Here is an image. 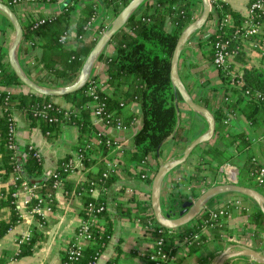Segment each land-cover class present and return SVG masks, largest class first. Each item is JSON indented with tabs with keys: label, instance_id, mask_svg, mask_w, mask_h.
<instances>
[{
	"label": "trees",
	"instance_id": "16d2710c",
	"mask_svg": "<svg viewBox=\"0 0 264 264\" xmlns=\"http://www.w3.org/2000/svg\"><path fill=\"white\" fill-rule=\"evenodd\" d=\"M13 1L16 0H7L4 3L13 10L11 6ZM128 1L87 0L80 7L72 33L69 29V20L78 0L64 1L57 13L44 18L36 25L32 19L19 21L22 30L19 52L24 58L30 54L33 63L30 65L26 58L22 61L25 73L29 76L32 72L37 76L36 82L41 80L50 86L70 83L98 37L96 34L93 39H81L87 21L95 13L97 3L101 2L106 8L110 7L112 18ZM212 14L216 25L206 39L210 46V59L215 44L224 40H229V47L235 44V40L230 39V36L243 20V17L230 9L226 3L215 0H210L208 19L212 18ZM226 15L231 18L229 23L223 22ZM191 18L189 2L186 0H145L124 26L111 37L109 42L112 44L113 52L109 55L101 54L98 59L104 62L105 79L90 76L84 87L61 96L69 104L68 107H60L53 103L54 97L41 96L30 90L25 93H0V185H4L0 188V208H6V214L0 218V237L21 219L15 208L13 192L23 185H36L35 192L41 196L42 205L52 210L56 205L53 185H60L66 198L71 195L79 196L78 214L82 219L91 215L95 219L90 226L91 240L82 249L81 257L74 261H66L63 250L61 264H90L94 256L103 250L111 236L113 220L104 207L98 212L94 210L100 205H105L106 191L118 179L117 170L121 169L149 184L157 166L149 170L147 158L154 156L159 144L173 131L176 140L184 139L179 128L175 129L177 106L174 105L169 80V61L180 31ZM166 24H169V28H166ZM63 33L69 34L65 41L60 39ZM261 35L264 36V25ZM217 71L224 82L225 76ZM241 79L242 87L248 88L251 96L249 99H243L240 93L231 89L227 100L211 111L215 122L214 136L204 143L191 174L184 175L183 178L193 182H204L217 173L221 164L225 162L232 164L231 160L236 154L244 153L242 166L237 168L247 175V179L245 182L239 181V184L253 187L264 194L262 188L257 187L252 181L254 167L248 153L250 141L246 133L232 132L228 129L227 122H223L227 114H235L241 116L251 130H256L264 120V72L244 69ZM89 83L95 84L92 94L87 92ZM15 85L22 84L9 68L4 55L0 53V87ZM257 93L262 97L257 96ZM47 101L52 102L50 108L44 109L43 116L35 115L34 113ZM94 104L101 107V121L108 127L116 123L124 127L129 126L136 117H139L140 128L125 148L116 150L105 144L106 136L91 116ZM133 104L139 107L137 115L128 110ZM14 112L21 114L26 131L37 128L50 141L59 134L63 126L70 125L76 128L77 137L71 148L79 155L80 166L72 169L69 161L73 155L68 152L56 161L52 173L43 177L41 156L34 155L36 150L34 146L29 143L15 144L12 148L6 146V117L9 113L14 116ZM113 159L116 160L115 167L110 171L106 167V161ZM14 167L17 169L14 170ZM204 185L210 186L213 183L208 182ZM93 188L98 190L95 197L89 192ZM123 189V186H120L118 194H122ZM238 196L247 199L242 195ZM249 202L252 204V211L248 224H252L256 235L261 232L259 224L264 218L254 203L250 200ZM35 203L36 199L31 198L27 203L28 208ZM89 204L91 208L88 207ZM113 211L114 216L118 218H128L138 224H143L149 219L157 225L150 208L149 192L144 198L133 193L127 195L126 199L115 198ZM38 220L42 221L40 218ZM204 229L206 233L210 232L211 241L232 242L229 241L231 232L224 218L210 220L200 216L193 219L189 227L183 230L174 229L171 234L166 235L164 237L166 246H171L184 236L197 233L198 241L189 244L186 252L191 254L199 251L203 247L200 244L201 240L206 237ZM148 235L151 239L156 237L153 233ZM41 239V232L32 227L28 239L18 242L17 248L11 252V257L17 258L32 253ZM118 251V247H115L114 254L105 264H116ZM5 255L6 252L0 257V264L4 262ZM144 264L151 263L145 259Z\"/></svg>",
	"mask_w": 264,
	"mask_h": 264
},
{
	"label": "crops",
	"instance_id": "0c3cea01",
	"mask_svg": "<svg viewBox=\"0 0 264 264\" xmlns=\"http://www.w3.org/2000/svg\"><path fill=\"white\" fill-rule=\"evenodd\" d=\"M0 1L4 2L7 0ZM64 1L66 0H55L54 2L22 1L15 4L12 3L11 6L17 19L19 21H25L32 19V17L43 19L49 18L58 12ZM86 1L87 0H78L71 12L69 20V29L71 33L74 31L75 19L79 15L80 7H82ZM186 1L189 2V9L192 16L191 20H193L200 12V1ZM215 1L226 3L230 9L237 12L241 17H244L246 15L247 4L250 0ZM105 15L110 16V7L106 8L101 2H98L95 8L94 21L90 24V26L85 28L81 39L90 40L95 38L100 29L101 22L104 21ZM215 25V17L212 14V18L207 19L204 26L193 33L185 42L177 61L178 76L186 91L195 103L208 108L210 111L219 106L223 89L225 88V83L220 79L217 69L210 61V46L206 41L208 35L213 32ZM165 26L166 28H169V24H166ZM11 35V26L6 17L0 13V53H2V56L4 55L5 60L6 47ZM112 52L113 47L109 42L105 46L102 54L109 55ZM25 58L30 65L33 64L30 54ZM25 58L20 54V52L18 53V59L21 67L22 61ZM237 64L236 69L238 71H243L244 69L248 70V68L253 65V67H257L255 70L264 72V57H243ZM104 67V62L102 60H97L93 65L90 76H96L100 80H104L106 77ZM28 77L34 81L37 80V76L32 72ZM4 88L11 92L20 93H25L28 90L23 85L5 86ZM52 101L60 107L69 106V104L61 97H54ZM176 106L177 117L175 129L179 128L180 134L184 137V139L176 140L174 138V131L167 138H165L159 144L154 156L147 158L146 161L149 164V170H152L151 168L153 166H157L159 163L179 155L182 149L189 142L205 130L204 120L191 112L179 98ZM128 110L134 112L136 115L139 113V107L136 104L129 106ZM14 118L17 126L16 144L22 145L24 143H29L38 150L42 160L43 177L49 176L52 173L55 168L56 161L63 157L65 153L69 152L74 155L75 151H73L71 147L76 141L77 132L76 128L73 126H63L59 134L50 141L47 140L37 128H31L29 131H26L25 123L19 112H14ZM227 124L228 129L232 132L244 131L249 141H260V139L264 137V122L256 130H251L241 116L230 114ZM140 125V119L139 117H136L129 126H125L124 128L108 127L102 130L106 137L118 141L123 145L122 148H125V146L131 141L133 135L140 128ZM203 147L204 144L197 146L184 163L174 167L164 177L160 190L161 207L163 211L177 208L179 203L186 200L189 196L194 198L201 190L208 187L204 185L205 183L212 182L213 185L219 183L220 176L218 171L216 174L212 175L211 178H207L204 182H193L183 178L184 175L191 174ZM248 153L258 164L264 165V150H257L256 148L251 150L249 147ZM238 155L239 154H236L235 156ZM240 155H243L241 159H236L237 157L234 156L231 160L232 164L236 167H241L245 158L244 153H240ZM117 173L118 179L106 191L105 202L106 210L113 220L112 233L108 242L101 251L96 264H105L106 260L114 254L115 247H118L119 250L116 264H142L141 259L135 255V250H137L142 243H139L141 241L137 238V236H133L135 230L139 231V224L128 218L115 217L113 211V201L115 198L126 199V196L131 193L144 198L146 193L149 192V184L145 183L141 178H136L131 176V174L125 173V171L121 169H118ZM246 176L247 175L243 172L238 178L242 182H245L247 179ZM2 186L4 185H0V188ZM120 186H123L124 188L122 194H118L117 192ZM262 191H264V187L262 188ZM97 194L98 190L94 188L91 192V196L95 197ZM14 197L15 208L17 209L21 219L0 237V257H2V255L6 252L5 260L1 264H61L63 249L67 241L72 237L74 229L80 220V215L78 214V209L80 207L79 196L71 195L69 198H66L61 188L55 189V208L49 212L41 211L40 213H36L32 210V207L28 208V205L24 203L28 194L22 187L15 191ZM225 200L231 201L228 205L230 210H228L229 208L227 207L229 217L225 219V224L231 232L229 241L232 242L211 241L210 232L206 233V229H204L203 232L206 237L201 240L200 244L203 247L199 251L188 254L186 252L187 247H181L180 245L176 246L177 244L174 245L177 249V258L174 264H211L217 253L224 249L226 245L233 243L247 245L264 254V231H262L264 230V221L259 224L261 232L259 231L255 235L252 224H248L249 214L252 211V204L248 199H243L232 193L222 194L215 196L204 207L206 209L214 208L216 205ZM203 210L205 209L203 208ZM203 210L197 218L200 216L206 217L205 211ZM5 214L6 208H0V218H2ZM38 218L42 221L39 222ZM127 221H131L135 228L128 233L122 234L121 224H124V222ZM190 223L177 228V230H183L186 227H189ZM32 227L41 232L42 239L34 247L32 253L12 258L11 252L17 248L18 241L25 235H29ZM225 264L256 263L246 258L236 257L229 259Z\"/></svg>",
	"mask_w": 264,
	"mask_h": 264
},
{
	"label": "water",
	"instance_id": "95a60500",
	"mask_svg": "<svg viewBox=\"0 0 264 264\" xmlns=\"http://www.w3.org/2000/svg\"><path fill=\"white\" fill-rule=\"evenodd\" d=\"M144 1L145 0H129L111 18L107 26L98 35L92 47L83 58L74 79L70 83L61 86L41 85L28 77L24 72L18 59L22 40L20 22L14 11L7 4L0 1V13L6 17L12 29V35L6 47L7 64L20 83L31 92L38 95L46 97H61L65 94L77 91L87 83L94 63L100 58L111 37L124 26L137 7ZM199 1L201 5L199 14L182 28L175 42L169 61V80L173 93L174 105L177 104L179 98L191 112L204 120L205 130L189 142L179 155L159 163L149 183V203L153 218L158 225L171 230L186 225L193 219L197 218L204 206L215 196L229 193L242 195L252 201L264 218V194L253 187L241 185L239 183H216L201 190L194 198L189 196L186 200L181 201L175 209L163 211L161 207L160 190L164 177L174 167L184 163L197 146L210 141L215 132V122L212 112L208 108L200 106L192 100L180 81L177 72L178 57L185 42L193 33L204 26L209 16L210 1ZM236 257L249 259L256 264H264V254L247 245L239 243L226 245L224 249L215 255L211 264H225L229 259Z\"/></svg>",
	"mask_w": 264,
	"mask_h": 264
},
{
	"label": "built area",
	"instance_id": "2783aa9c",
	"mask_svg": "<svg viewBox=\"0 0 264 264\" xmlns=\"http://www.w3.org/2000/svg\"><path fill=\"white\" fill-rule=\"evenodd\" d=\"M22 1H32V0H16L13 1V4L22 2ZM95 13L90 17V19L86 23V27L90 26L94 21ZM230 16L226 15L223 19L224 23H229ZM43 18L32 17V21L34 25L40 23ZM111 17L109 15L104 16V21L101 22L100 29L97 33V36L104 30L107 26ZM264 25V0H250L246 7V15L243 17V20L240 24L234 28L233 32L231 33L230 39L235 40V44L229 47V40H224L220 43H217L212 48V56H211V63L214 67L223 73L225 76V91L222 94L221 105L224 101L227 100L229 92L231 89L235 90L236 92L240 93L243 99H249L251 96V91L248 88H244L243 81L241 79V74L243 71L237 70L236 66L240 59L243 57H257L262 58L264 57V36H262V27ZM69 34L63 33L60 37L62 41L68 39ZM257 67H253L251 65L248 70H255ZM89 80V79H88ZM88 82V81H87ZM44 86H50L46 84L44 81L37 82ZM95 84L89 83L87 87V92L92 94L93 88ZM4 92L8 94V89L4 87H0V93ZM257 96H261L257 93ZM264 99V95H263ZM52 102L47 101V103L37 110L34 114L38 116L44 115V109L50 108ZM101 107L97 104H94L92 107L91 116L93 118L94 123L98 124L101 129L108 128L105 125V122L101 121ZM107 116V115H106ZM55 119V118H50ZM7 120V141L6 146L8 148L14 147L16 144V133H17V126L16 120L14 116L9 113L6 117ZM229 114H227L226 118L223 120L224 123L228 122ZM115 128H124V126L119 125L116 123L114 126ZM103 131V130H102ZM260 142L264 143V137L260 139ZM105 144L107 146H111L113 149L120 150L122 149L123 145L118 141L113 139H109L108 137L105 138ZM32 147V146H31ZM34 155L39 157L40 154L36 149ZM251 163L253 164V172H252V181L256 184L257 187L263 188L264 187V165L258 164L254 158H250ZM72 165V169H77L80 166L79 162V155L74 153L72 159L69 161ZM116 160H108L106 161V167L112 171L114 170ZM17 167H14L16 170ZM74 171V170H73ZM220 181L219 183H239V174L238 168L229 162H225L218 167ZM104 175V174H103ZM23 190L28 194V197L24 200V203L27 204L31 198L36 199V203L32 206V210L36 213H40L41 211L49 212L50 208L48 206L42 205V198L41 196L35 192L36 185H23L21 186ZM54 189H60V185H53ZM94 190L90 189L89 192ZM15 196V192L12 193ZM230 200H225L216 205L214 208H205V215L207 219L214 220L217 218H224L227 219L229 217V212L227 210L228 205L230 204ZM91 208V204L88 205ZM105 208V205L98 206L94 211L98 212ZM89 217V216H88ZM94 216L91 215L89 218L80 220L76 225L72 237L67 241L64 251H65V259L66 261H74L77 260L82 255V249L89 244L91 240L90 234V226L94 223ZM158 225V224H157ZM151 220L147 219L145 223L139 224V231L141 233V237L144 238L146 241L142 243L137 250H135V255L141 259L142 264L145 263V259H148L151 264H174L177 258V249L176 246L187 247L189 244L193 243L194 241H198V234H190L184 236L181 240H176L171 246H166L165 243V236L171 234V229L161 228L157 226ZM174 230V229H173ZM153 233L156 235L154 239L148 235ZM29 235H25L22 237L18 242L27 240ZM100 253H97L90 264H96Z\"/></svg>",
	"mask_w": 264,
	"mask_h": 264
},
{
	"label": "rangeland",
	"instance_id": "374dc122",
	"mask_svg": "<svg viewBox=\"0 0 264 264\" xmlns=\"http://www.w3.org/2000/svg\"><path fill=\"white\" fill-rule=\"evenodd\" d=\"M263 122H264V121H263ZM263 122H262V124H263ZM249 147H250L251 150H254L255 148H256L257 150H264V145L261 144L259 140H253V141H250V145H249ZM259 153H260V152H259ZM235 157H237L236 159H241V158L243 157V155H240V153H239V155H238V156H235ZM233 158H234V157H233ZM242 173H243V171L238 169V174H239V175H242ZM239 181H241V180L239 179ZM239 181H238V182H239ZM121 226H122V227H121V233H122V234H124V233H128L129 231H131V230H133V229L135 228V227H134V224H133L131 221L124 222V224H121ZM118 228H119V227H118ZM133 236H134V237L137 236V238H139V240L141 241V242H139V243H143V242L146 241V239H145V241H144V238L140 237V236H141V233H140L139 231H137V230L134 231Z\"/></svg>",
	"mask_w": 264,
	"mask_h": 264
}]
</instances>
